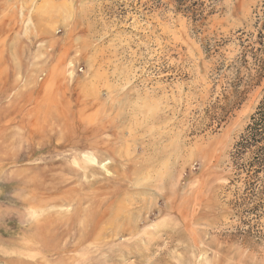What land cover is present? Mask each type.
<instances>
[{
	"label": "rangeland",
	"instance_id": "obj_1",
	"mask_svg": "<svg viewBox=\"0 0 264 264\" xmlns=\"http://www.w3.org/2000/svg\"><path fill=\"white\" fill-rule=\"evenodd\" d=\"M263 11L0 0V264H264V200L231 159L264 97Z\"/></svg>",
	"mask_w": 264,
	"mask_h": 264
},
{
	"label": "trees",
	"instance_id": "obj_2",
	"mask_svg": "<svg viewBox=\"0 0 264 264\" xmlns=\"http://www.w3.org/2000/svg\"><path fill=\"white\" fill-rule=\"evenodd\" d=\"M172 1L181 8L186 0ZM262 15L264 16V11ZM231 159L233 173L238 181H242L244 190L249 192L250 197L264 200V97L235 143ZM259 205L260 203L249 205L247 210H256Z\"/></svg>",
	"mask_w": 264,
	"mask_h": 264
}]
</instances>
